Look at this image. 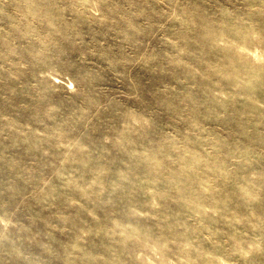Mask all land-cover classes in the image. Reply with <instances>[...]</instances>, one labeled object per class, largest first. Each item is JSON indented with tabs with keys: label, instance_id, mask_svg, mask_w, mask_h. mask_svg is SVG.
<instances>
[{
	"label": "rangeland",
	"instance_id": "1",
	"mask_svg": "<svg viewBox=\"0 0 264 264\" xmlns=\"http://www.w3.org/2000/svg\"><path fill=\"white\" fill-rule=\"evenodd\" d=\"M0 264H264V0H0Z\"/></svg>",
	"mask_w": 264,
	"mask_h": 264
}]
</instances>
